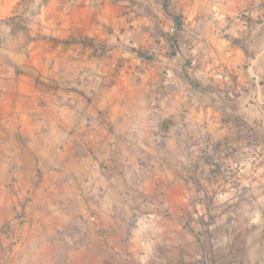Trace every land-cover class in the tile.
<instances>
[{"label":"clouds","instance_id":"clouds-1","mask_svg":"<svg viewBox=\"0 0 264 264\" xmlns=\"http://www.w3.org/2000/svg\"><path fill=\"white\" fill-rule=\"evenodd\" d=\"M264 264V0H0V264Z\"/></svg>","mask_w":264,"mask_h":264},{"label":"crops","instance_id":"crops-1","mask_svg":"<svg viewBox=\"0 0 264 264\" xmlns=\"http://www.w3.org/2000/svg\"><path fill=\"white\" fill-rule=\"evenodd\" d=\"M173 253V251H171V249L170 248H168V249H165V251H163V252H161V253H159L158 254V259H160V260H162V261H170V259H171V256H172V253Z\"/></svg>","mask_w":264,"mask_h":264},{"label":"rangeland","instance_id":"rangeland-1","mask_svg":"<svg viewBox=\"0 0 264 264\" xmlns=\"http://www.w3.org/2000/svg\"><path fill=\"white\" fill-rule=\"evenodd\" d=\"M165 249H168V248H162V249H160V250L158 251V254L161 253V252H163V251H165ZM171 251H173V250L171 249ZM171 253H172V252H171ZM171 257H172V256H171ZM167 264H172V258L170 259L169 262L167 261Z\"/></svg>","mask_w":264,"mask_h":264}]
</instances>
